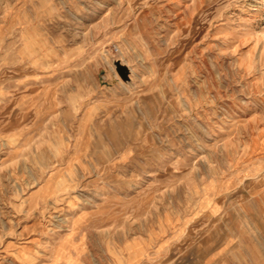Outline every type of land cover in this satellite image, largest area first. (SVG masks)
I'll list each match as a JSON object with an SVG mask.
<instances>
[{"label":"rangeland","instance_id":"rangeland-1","mask_svg":"<svg viewBox=\"0 0 264 264\" xmlns=\"http://www.w3.org/2000/svg\"><path fill=\"white\" fill-rule=\"evenodd\" d=\"M0 264H264V0H0Z\"/></svg>","mask_w":264,"mask_h":264},{"label":"water","instance_id":"water-1","mask_svg":"<svg viewBox=\"0 0 264 264\" xmlns=\"http://www.w3.org/2000/svg\"><path fill=\"white\" fill-rule=\"evenodd\" d=\"M115 65H116V69H117L118 73L120 74V76L124 80H127L129 78V71H128L127 65L122 63L121 59H119V58H115Z\"/></svg>","mask_w":264,"mask_h":264},{"label":"bare ground","instance_id":"bare-ground-1","mask_svg":"<svg viewBox=\"0 0 264 264\" xmlns=\"http://www.w3.org/2000/svg\"><path fill=\"white\" fill-rule=\"evenodd\" d=\"M118 58L121 59V62L124 63V64H126L127 67H128L129 78H128L127 80H124L125 83H128V82H130V80H131V76L133 75L134 69H133V67L131 66V64H129V63L127 62V60H125V58H123V57H118ZM112 59H113V58H112ZM113 64H114V67H115V59H113Z\"/></svg>","mask_w":264,"mask_h":264},{"label":"crops","instance_id":"crops-1","mask_svg":"<svg viewBox=\"0 0 264 264\" xmlns=\"http://www.w3.org/2000/svg\"><path fill=\"white\" fill-rule=\"evenodd\" d=\"M113 138H115V135H113Z\"/></svg>","mask_w":264,"mask_h":264},{"label":"built area","instance_id":"built-area-1","mask_svg":"<svg viewBox=\"0 0 264 264\" xmlns=\"http://www.w3.org/2000/svg\"><path fill=\"white\" fill-rule=\"evenodd\" d=\"M115 49L117 50V47H115Z\"/></svg>","mask_w":264,"mask_h":264}]
</instances>
